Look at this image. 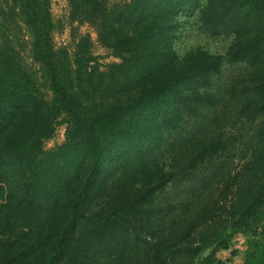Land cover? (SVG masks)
<instances>
[{
	"label": "trees",
	"instance_id": "trees-1",
	"mask_svg": "<svg viewBox=\"0 0 264 264\" xmlns=\"http://www.w3.org/2000/svg\"><path fill=\"white\" fill-rule=\"evenodd\" d=\"M68 3L116 61L56 48L49 0L0 6V264H226L238 234L264 264V0ZM188 13L224 55H177ZM224 64L246 71L222 89Z\"/></svg>",
	"mask_w": 264,
	"mask_h": 264
},
{
	"label": "rangeland",
	"instance_id": "rangeland-1",
	"mask_svg": "<svg viewBox=\"0 0 264 264\" xmlns=\"http://www.w3.org/2000/svg\"><path fill=\"white\" fill-rule=\"evenodd\" d=\"M10 0H0V6L7 11V4ZM50 11L55 23L61 22L62 26L53 34L54 44L56 48H66L71 53L74 44L80 37L85 34H90L93 41V53L99 57L101 64L105 65L110 62L116 61L110 52L102 48L96 42V35L93 30L86 24L78 25L77 23L70 24L69 21V3L68 0H49ZM111 3L121 2L124 0H109ZM1 18V17H0ZM8 18V17H7ZM58 21V22H57ZM177 32L173 42V48L177 55L180 57L188 53L195 48H202L212 54L224 55L228 46L232 42V37H218L212 38L204 34L197 25L196 14H183L176 19ZM9 27L7 34H10V38L15 44V48L19 50L24 66L32 71H35L37 67L32 63L29 56V37L25 30L20 33L15 29L14 24H6ZM18 37L19 42L23 47H17V40L12 36ZM21 48V49H20ZM246 71V67L242 65H228L224 64L219 77L214 79V84L218 88H224L226 85H230L236 77L242 75ZM64 126H59L56 129L54 137L45 143L47 149L53 148L56 145L61 144L64 141ZM237 161L233 163L235 168ZM237 169V168H235ZM248 237L241 234L236 235L230 244L228 250H222L217 253V257L226 264H241L244 260L245 252L247 250ZM235 252V255L232 253Z\"/></svg>",
	"mask_w": 264,
	"mask_h": 264
}]
</instances>
